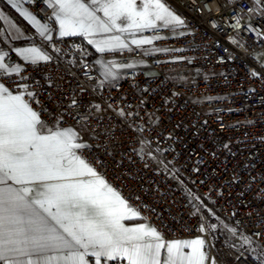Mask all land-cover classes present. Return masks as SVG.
Instances as JSON below:
<instances>
[{
  "label": "built area",
  "instance_id": "1",
  "mask_svg": "<svg viewBox=\"0 0 264 264\" xmlns=\"http://www.w3.org/2000/svg\"><path fill=\"white\" fill-rule=\"evenodd\" d=\"M164 1L181 33L156 28L144 32L161 37L151 44L105 54L132 65L115 83L79 43L58 38L51 49L37 34L51 59L11 53L22 72L0 82L14 94L27 84L48 127L77 131L87 145L77 153L166 241L203 238L205 264H262L222 236L213 244L192 191L264 253V0ZM32 10L56 28L46 0Z\"/></svg>",
  "mask_w": 264,
  "mask_h": 264
},
{
  "label": "snow or ice",
  "instance_id": "2",
  "mask_svg": "<svg viewBox=\"0 0 264 264\" xmlns=\"http://www.w3.org/2000/svg\"><path fill=\"white\" fill-rule=\"evenodd\" d=\"M8 3L41 37L52 39L49 26L24 10L21 0ZM46 3L53 9L59 37L83 36L98 53L128 49L129 43L119 35L92 37L112 32L135 36L160 26L184 24L162 0H143L142 7L137 0ZM97 12H102L104 19ZM0 20L7 17L0 13ZM160 38H133L131 44L139 47ZM15 51L32 64L51 59L37 47ZM6 55L0 51V75L20 76L21 67L10 66ZM106 75L112 73L108 71ZM16 87L24 92L14 94L10 86L0 82V184L12 180L24 185L20 189L0 188L3 264H89V256L94 258V264H102V260L104 264L114 260H126L127 264H205L203 238L166 241L146 223L125 225V220H140V212L77 153L87 147L78 142L79 133L72 127H48L26 99H34L35 93L28 90L27 84ZM41 213L54 221L60 231L50 226ZM200 230L204 231L203 227ZM231 231L235 233V229ZM244 240L249 242L247 237ZM65 250L67 255L62 254ZM47 252L61 255H41Z\"/></svg>",
  "mask_w": 264,
  "mask_h": 264
},
{
  "label": "crops",
  "instance_id": "3",
  "mask_svg": "<svg viewBox=\"0 0 264 264\" xmlns=\"http://www.w3.org/2000/svg\"><path fill=\"white\" fill-rule=\"evenodd\" d=\"M86 2L90 3V0H86ZM163 3L166 4L167 7H169L174 14L178 15L180 18V14L178 13L177 10H175L171 5H169L167 2L162 0ZM138 6L142 7L143 0H137ZM32 4L33 0H21V7L30 12L31 14L35 15L38 20H40L41 23L47 24L44 20H42L40 17H38L32 10ZM95 7V6H92ZM53 11V9H52ZM0 13H2L5 17H7V20H0V51L7 53L6 55V62L11 66L12 64L9 62L8 57L11 53L17 55L20 57L15 49H22V48H29V47H37L39 48L42 52L45 54L49 55L52 57V51L48 47H43L34 42V34L39 35L37 32L36 28L22 15H20L19 12L15 8L11 6V4L8 3V0H0ZM98 16H100L102 19L103 13L102 12H97L96 13ZM55 20V18L53 17ZM56 22V21H55ZM181 27L182 25H170V26H160L157 28H165L168 29L171 32L172 36H177L181 33ZM156 29V28H155ZM154 30V29H151ZM150 31V30H144L142 32H137L135 36L131 35L130 33H119V32H112V33H106L102 35H98L95 37H92L93 39H101L106 36H112V35H119L121 36L126 42L129 43V48L133 46H136L134 44H131V40L133 38L140 39V38H154L157 36H145L144 32ZM52 39L47 40V44L49 47L52 49L54 48V44L56 39L61 38L58 35V24L56 23V28L54 30H51ZM79 37L81 38L85 45L95 54L94 57V62L97 65L98 69L101 71L104 81L106 83H115L117 82L120 78L123 72L125 71V68L122 67H117L114 66L113 64H110L108 61H106L103 57L107 53L111 52H105V53H98L95 49V47L91 44L88 43L87 39H85L83 36H70V37H63L65 39L67 38H76ZM156 39H153L155 41ZM152 41V42H153ZM148 45V44H146ZM143 46V45H142ZM127 50V49H123ZM120 51V50H117ZM115 52V51H113ZM22 58V57H20ZM23 59V58H22ZM24 60V59H23ZM29 62V61H28ZM110 71L112 75H106V72ZM29 187H33V185H28ZM5 187H11L13 189H20L24 187V185L16 184L12 180H6L4 184H0V188H5ZM42 190V189H40ZM35 198V194L33 196ZM55 211V209H53ZM42 215L45 216V219L47 220V223L52 226V227H57V230L60 231L57 225H55V222L52 221L50 218L46 216V214L41 213ZM127 226H134L138 223H147L142 217L140 220H125L123 222ZM151 226V225H150ZM195 239V238H193ZM190 240V239H188ZM80 251H83L80 249ZM189 251L188 249H185V252ZM63 255H67V250L62 253ZM43 256H51V255H61V253H54V252H47L41 254ZM34 259L36 258L35 256L33 257ZM163 258V256H162ZM21 259H25L24 257H21ZM88 259L89 264H94V258L89 256L86 257ZM206 262V260H205ZM0 264H3V261H0ZM102 264H104V261L102 260ZM107 264H127L126 260H114V261H108Z\"/></svg>",
  "mask_w": 264,
  "mask_h": 264
},
{
  "label": "rangeland",
  "instance_id": "4",
  "mask_svg": "<svg viewBox=\"0 0 264 264\" xmlns=\"http://www.w3.org/2000/svg\"><path fill=\"white\" fill-rule=\"evenodd\" d=\"M261 58V54H257L254 56L255 60H259ZM96 67L94 60L92 62ZM195 199L197 200L198 204L202 202V197L197 193L196 190L192 191ZM208 210V215H211L212 220L206 221L208 234L211 238L213 244L217 245L219 241V237L225 238V240L229 243L239 245L246 250H248L254 257H256L262 264H264V253L260 250V248L254 244L251 240L248 243H245L243 234L237 232L234 226L224 217H221L218 213L215 212V208H212L207 204L205 206ZM207 215V217H208ZM214 226V227H213ZM231 229H235V233L231 231Z\"/></svg>",
  "mask_w": 264,
  "mask_h": 264
},
{
  "label": "trees",
  "instance_id": "5",
  "mask_svg": "<svg viewBox=\"0 0 264 264\" xmlns=\"http://www.w3.org/2000/svg\"><path fill=\"white\" fill-rule=\"evenodd\" d=\"M68 40H71L73 42H76V43H79L81 45L80 49H79V52L82 54L84 60L86 62H90L92 63L93 62V59L95 57V54L85 45L84 41L79 38V37H76V38H67ZM209 205L211 208H212V205L205 199L202 198V202L199 203V209L200 211L203 213L206 221H208L209 219L212 220V217L211 215H208V210L207 208H205L206 205ZM213 209V208H212ZM216 212V210H215ZM217 213V212H216ZM208 215V217H207ZM209 220V221H210Z\"/></svg>",
  "mask_w": 264,
  "mask_h": 264
}]
</instances>
